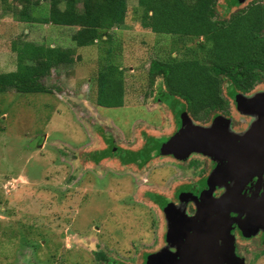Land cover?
Returning a JSON list of instances; mask_svg holds the SVG:
<instances>
[{
	"label": "rangeland",
	"instance_id": "obj_1",
	"mask_svg": "<svg viewBox=\"0 0 264 264\" xmlns=\"http://www.w3.org/2000/svg\"><path fill=\"white\" fill-rule=\"evenodd\" d=\"M38 1L29 10L37 16L48 6V0ZM252 1L234 7L217 0V17ZM127 5L125 23L111 39L124 70L125 101L105 107L95 103L104 41L78 47L71 38L75 27L21 21L16 3L8 8L0 0V72L16 68L12 42L74 50V61L41 78L48 92H0V264H141L160 243L161 213L150 199L162 193L182 206L172 195L175 185L197 183L206 172L209 158L199 153L185 159L160 153L142 166L119 158L145 146L147 138L157 137L161 146L181 128L166 106L172 98L155 99L162 82L150 84L151 60L199 53V39L183 42L144 29L138 0ZM231 90L226 85L229 127L240 133L251 116L234 109ZM256 90H264V79L250 92Z\"/></svg>",
	"mask_w": 264,
	"mask_h": 264
},
{
	"label": "trees",
	"instance_id": "obj_2",
	"mask_svg": "<svg viewBox=\"0 0 264 264\" xmlns=\"http://www.w3.org/2000/svg\"><path fill=\"white\" fill-rule=\"evenodd\" d=\"M5 1L8 8L16 3L21 21L75 27L71 38L78 47L104 41L96 74L95 103L105 107L124 105V70L113 52L111 39L114 28L125 23L127 0H48L46 12L39 16L29 12L39 4L38 0ZM216 3L217 0H138L136 10L142 28L175 35L183 42L199 39L197 55L155 58L148 68L150 84L154 85L157 78L162 82L156 100L163 101L162 96L172 98L166 105L179 123L184 113L193 121H205L216 110L225 112L226 85L232 87L233 98L237 93H249L264 79V2L253 0L232 13H222L223 18L217 17ZM226 5L240 4L238 0H228ZM11 49L16 53V68L0 72V92H48L41 78L53 68L74 61L72 49L25 39L12 42ZM145 142V146L128 152L124 158L119 153L121 161L142 166L160 154L157 137Z\"/></svg>",
	"mask_w": 264,
	"mask_h": 264
},
{
	"label": "water",
	"instance_id": "obj_3",
	"mask_svg": "<svg viewBox=\"0 0 264 264\" xmlns=\"http://www.w3.org/2000/svg\"><path fill=\"white\" fill-rule=\"evenodd\" d=\"M244 1L238 0L239 4ZM235 101L236 106L253 118L245 131L239 133L231 130L230 119L222 115L215 116L209 124L201 125L184 113L181 128L160 146V153L172 154L178 159H185L191 153H199L210 156L218 162L209 174V187L203 190L200 196L203 201L202 207L206 205L204 217L200 216L198 220H193L194 223L196 222L193 231L196 229V232H199L197 237L203 232L202 229L209 227L210 217H217L219 223L245 224L248 230L264 225V188L261 192L256 189L255 193L248 197L242 194L244 185L255 176L259 179L264 169V90L250 94L237 93ZM211 181L214 183L212 184ZM217 184L219 186L226 184V188L219 197H214L212 192ZM236 201L238 206L233 205ZM173 206L175 207V204L168 203L164 208L167 216ZM230 211L238 212L232 220L229 219ZM177 226L174 211L167 222L168 244L150 253L146 264L175 263L167 260H170V255L175 254L170 247L175 245L172 238H175ZM166 255L168 256L165 257Z\"/></svg>",
	"mask_w": 264,
	"mask_h": 264
},
{
	"label": "flooded vegetation",
	"instance_id": "obj_4",
	"mask_svg": "<svg viewBox=\"0 0 264 264\" xmlns=\"http://www.w3.org/2000/svg\"><path fill=\"white\" fill-rule=\"evenodd\" d=\"M258 91L261 90H256L253 92ZM231 99L232 105L235 109V97ZM156 101L161 102L160 100ZM228 110L229 107L227 106L225 115H223L226 118H229L231 115L227 114ZM217 115L218 114H215L210 119V121H208V123L211 122V120ZM252 120L253 118L248 119L247 127L243 131L248 128ZM204 156L208 157L209 159L207 162L208 164L203 168L206 171L203 175H201L203 177H199L198 180L194 181L197 183L192 185L186 183H183L180 187H178V184L180 183L175 185L172 195L183 201L182 206H178V202L176 201L173 203V201L169 200V197L168 199L164 198L165 195L162 193H156V200L150 199L157 206V208H159L161 213V232H159L160 243L150 253L157 251L168 244V241L166 240L168 217L172 214V212L175 211V221L178 222V226L175 227V238H172V240L175 242V245L170 247V250L174 251L175 254L170 255V260L167 261H173L175 262L174 264H264V225L262 224L258 225L255 229L248 230L247 225L245 224H241L239 222L219 223V219H217V217H210L208 220L209 227L202 229L201 231L203 232H201L199 237H197V233L199 232H196V229L193 231L194 227H196V222L194 223L193 220H198L200 216L204 217L203 215L205 214L204 210L206 205L202 207L203 201L200 199L201 193L203 190L209 187V174L218 164V162L212 157L206 155ZM261 172L262 175L259 179L258 176H255L244 185L242 191L244 196L248 197L253 195L256 189H259V192L263 190L264 169ZM211 183L213 184L214 181H211ZM225 188L226 184L220 186L217 184L212 192V195L214 197H219L225 191ZM164 200L166 201V204ZM168 203L175 204V207L173 206V209H171L172 211L169 210V216H167L164 210ZM233 205L238 206V202H234ZM237 215L238 212L230 211L229 219L232 220L233 217ZM213 216L216 215L213 214ZM167 256L168 255L165 257ZM95 257L97 258L96 255ZM101 258L97 259L102 260ZM109 262L112 263V260ZM146 262L147 257H144V259L141 261V264H146ZM156 263L157 262H153V264Z\"/></svg>",
	"mask_w": 264,
	"mask_h": 264
}]
</instances>
